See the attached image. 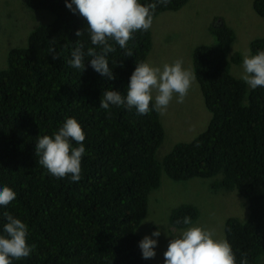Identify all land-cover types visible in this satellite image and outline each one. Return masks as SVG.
Returning <instances> with one entry per match:
<instances>
[{
  "label": "trees",
  "instance_id": "obj_1",
  "mask_svg": "<svg viewBox=\"0 0 264 264\" xmlns=\"http://www.w3.org/2000/svg\"><path fill=\"white\" fill-rule=\"evenodd\" d=\"M21 1L32 13L33 28L26 45L10 48L0 68V184L17 195L0 214L8 211L28 225L27 243L34 250L12 264H154L141 257L137 228L162 171L173 180L219 176L215 187L243 196L248 217L227 218L225 239L237 264L242 254L249 264H264V88L246 90L230 73V66L242 61L232 50L234 30L216 19L209 28L213 44L194 48L192 72L210 117L191 140L174 143L157 159L165 134L158 112L99 108L105 89L123 93L136 63L145 61L151 28L133 33L127 44L132 55L115 46L108 57L114 73L109 80L87 62L82 72L67 64L77 40L91 46L87 33L75 34L86 27L79 13L64 0ZM187 1L169 0L154 16ZM252 9L264 20V0H252ZM3 16H9L4 5ZM50 47L58 54L55 60ZM248 48L252 54L264 50V36L251 39ZM68 117L85 133L79 182L50 176L35 155L37 136L51 135ZM186 215L195 222L197 209L171 210L168 226L182 227L176 222Z\"/></svg>",
  "mask_w": 264,
  "mask_h": 264
},
{
  "label": "clouds",
  "instance_id": "obj_2",
  "mask_svg": "<svg viewBox=\"0 0 264 264\" xmlns=\"http://www.w3.org/2000/svg\"><path fill=\"white\" fill-rule=\"evenodd\" d=\"M168 2L151 0L145 4L141 0H64L65 7L74 14L79 13L86 22L83 30L76 31V36L80 38L87 33L91 45L86 47L84 42L77 40L67 64L73 70L82 72L87 62L96 73L107 76L109 80L114 79L109 54L116 50L115 46H119L126 50V55H132L127 44L133 33L149 30L157 6H167ZM48 51L53 60L58 57L54 47ZM239 66L242 70L235 77L245 84L246 90L264 88V50L252 54L248 48ZM194 79L193 72L184 67L181 59L165 63L162 67L141 61L136 63L123 93L113 88L105 89L99 108L106 112L113 106L127 110L134 108L139 115L151 111L163 115L173 96L176 103H183ZM84 140L85 133L79 121L68 117L51 135L37 136L35 155L39 158L38 163L50 176L67 177L70 182H79L82 178L81 161L86 153ZM16 195L11 187L0 184V207L9 205ZM0 221V264H12L13 260L29 257L34 245L27 243L28 225L8 211L0 214ZM148 221L157 227L138 241L144 260L155 257L156 238L161 235L159 226L166 228L165 222L157 223L152 219L143 222ZM176 223L183 226L169 235L171 239L163 253V264H237L236 255L227 239L218 238L213 230L194 224L187 215ZM238 264H249L246 254L241 255Z\"/></svg>",
  "mask_w": 264,
  "mask_h": 264
},
{
  "label": "rangeland",
  "instance_id": "obj_3",
  "mask_svg": "<svg viewBox=\"0 0 264 264\" xmlns=\"http://www.w3.org/2000/svg\"><path fill=\"white\" fill-rule=\"evenodd\" d=\"M3 5L9 15L6 18L3 16ZM22 5L21 0H0V68L6 65L10 48L24 47L27 43L32 13L22 9ZM216 19H222L228 28L234 30L236 37L232 50L239 51L242 57L247 53L251 39L264 36V20L254 13L252 0H188L176 11L154 16L150 27L151 48L145 62L162 67L165 63L181 59L184 67L192 71L193 50L199 44H213L209 28ZM241 70L239 65L232 64L229 68L233 76H239ZM202 103L201 93L193 80L183 103H176L173 96L167 111L163 115L159 113L165 134L156 152L157 159H162L174 143L191 140L205 127L210 114ZM217 180L219 176L173 180L164 171L161 172L159 187L150 191L147 215L137 228L143 238L157 227L151 221L143 222L145 219L166 223V228L159 226L161 235L156 238V255L149 259L151 262L163 264V253L171 239L169 235L177 230L168 226L171 210L183 205L195 207L198 216L193 223L213 230L218 238L224 239L227 218L247 219L246 199L236 190L215 187Z\"/></svg>",
  "mask_w": 264,
  "mask_h": 264
},
{
  "label": "water",
  "instance_id": "obj_4",
  "mask_svg": "<svg viewBox=\"0 0 264 264\" xmlns=\"http://www.w3.org/2000/svg\"><path fill=\"white\" fill-rule=\"evenodd\" d=\"M217 21H221V19H217Z\"/></svg>",
  "mask_w": 264,
  "mask_h": 264
},
{
  "label": "flooded vegetation",
  "instance_id": "obj_5",
  "mask_svg": "<svg viewBox=\"0 0 264 264\" xmlns=\"http://www.w3.org/2000/svg\"><path fill=\"white\" fill-rule=\"evenodd\" d=\"M196 82V81H195Z\"/></svg>",
  "mask_w": 264,
  "mask_h": 264
}]
</instances>
